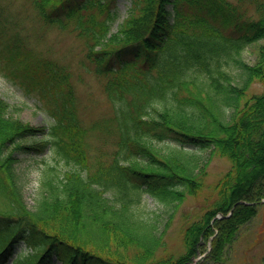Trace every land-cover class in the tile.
I'll return each instance as SVG.
<instances>
[{"label":"trees","instance_id":"obj_1","mask_svg":"<svg viewBox=\"0 0 264 264\" xmlns=\"http://www.w3.org/2000/svg\"><path fill=\"white\" fill-rule=\"evenodd\" d=\"M121 1L29 0L44 25L82 43L111 105L103 118L81 114L63 64L1 43L53 121L35 126L0 96V264H191L202 254L195 264H225L264 199V0L251 15L247 0H128L124 15ZM6 19L0 1L1 31ZM254 81L263 90L243 104ZM204 150L232 167L185 225L184 251L160 255L142 196L170 206L194 196ZM29 154L42 157L31 206L20 162Z\"/></svg>","mask_w":264,"mask_h":264},{"label":"rangeland","instance_id":"obj_2","mask_svg":"<svg viewBox=\"0 0 264 264\" xmlns=\"http://www.w3.org/2000/svg\"><path fill=\"white\" fill-rule=\"evenodd\" d=\"M0 1L7 17L5 28L1 31L0 27V52L2 50L1 43L8 40L14 47L30 50L35 57L46 56L57 64L58 62L63 64L68 70V74L69 72L71 74H69L70 81L75 87L81 114L87 119L93 120L103 118L110 113L111 105L103 93L102 81L92 70H88L92 65L84 61L83 45L77 41L75 35L68 31H61L57 27L44 25L38 19L29 0ZM247 1L240 4L251 15L255 9V2ZM127 4L128 0L120 2L121 15L126 13ZM262 43H264V39ZM257 54V45L246 47L242 52L243 58L249 63H254L257 60ZM9 62L5 55H0V96L10 103V109L14 116H19L35 126L48 125L53 121V118L40 101L42 97L38 91L39 88L31 85L25 76L26 71L18 69V66L10 60ZM228 71L234 80L241 81L239 76L241 70L236 64L232 63L228 67ZM262 90V83L254 81L249 86L243 104L245 100ZM159 146L166 150L164 143H159ZM197 156L200 158L198 171L203 185L194 196L187 195L183 202H178L173 206L161 203L151 194L145 193L142 196L140 209L145 212L144 216L153 218L157 225L155 234L163 244L157 252L160 255L172 253L177 256L184 251L182 236L185 225L201 215L200 207H204L215 199V183L232 167L228 157H222L212 150L198 151ZM41 160V156L33 154L20 155V162L28 174L26 196L30 206L34 204L40 186ZM263 200L257 205L255 216L240 227L235 239L227 248L225 264H264ZM241 202L238 201V203ZM202 256L203 254L197 256L195 260L197 261Z\"/></svg>","mask_w":264,"mask_h":264},{"label":"water","instance_id":"obj_3","mask_svg":"<svg viewBox=\"0 0 264 264\" xmlns=\"http://www.w3.org/2000/svg\"><path fill=\"white\" fill-rule=\"evenodd\" d=\"M264 201V200H263Z\"/></svg>","mask_w":264,"mask_h":264}]
</instances>
